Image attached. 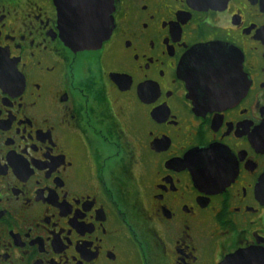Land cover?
Segmentation results:
<instances>
[{
    "label": "flooded vegetation",
    "instance_id": "1",
    "mask_svg": "<svg viewBox=\"0 0 264 264\" xmlns=\"http://www.w3.org/2000/svg\"><path fill=\"white\" fill-rule=\"evenodd\" d=\"M57 4L0 0V264H264V0Z\"/></svg>",
    "mask_w": 264,
    "mask_h": 264
},
{
    "label": "water",
    "instance_id": "2",
    "mask_svg": "<svg viewBox=\"0 0 264 264\" xmlns=\"http://www.w3.org/2000/svg\"><path fill=\"white\" fill-rule=\"evenodd\" d=\"M114 0H58L59 28L67 47L76 51L100 47L111 33ZM248 251L232 255L229 262L243 263Z\"/></svg>",
    "mask_w": 264,
    "mask_h": 264
}]
</instances>
